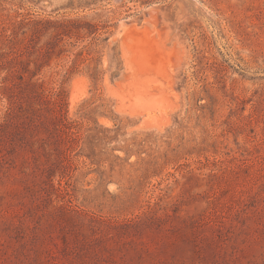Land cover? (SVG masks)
I'll list each match as a JSON object with an SVG mask.
<instances>
[{"label": "rangeland", "instance_id": "374dc122", "mask_svg": "<svg viewBox=\"0 0 264 264\" xmlns=\"http://www.w3.org/2000/svg\"><path fill=\"white\" fill-rule=\"evenodd\" d=\"M0 264H264V0H0Z\"/></svg>", "mask_w": 264, "mask_h": 264}, {"label": "bare ground", "instance_id": "6f19581e", "mask_svg": "<svg viewBox=\"0 0 264 264\" xmlns=\"http://www.w3.org/2000/svg\"><path fill=\"white\" fill-rule=\"evenodd\" d=\"M131 31V29L126 30L124 33V37L129 38L130 41L129 43L124 42L125 51L128 56L126 57L128 62V64H126L128 65L126 68L128 72L127 75L123 77V79L121 78V82L116 85L124 93L123 94L122 92L120 93L118 91V100L120 101L119 104L121 106L120 108H124V104L128 100L127 102H130V106L128 109L125 108V110H128L130 115L142 116L145 117L146 120H153L155 116L158 117L160 115V117L162 116V118L168 122L170 117L167 113V109L163 107L164 103L166 102L164 89L157 87L160 79L158 82L156 81L158 83L156 85L155 80L152 81V78L149 76V71L151 70L150 62L151 59L154 60L151 57L155 55V52L153 51V48H151V46L147 43H144V41L136 40L133 42L131 40V37L133 36ZM78 89L79 87H75L74 91L72 92V104L80 101L81 93L83 91L81 92V90ZM174 108L175 107H173V109Z\"/></svg>", "mask_w": 264, "mask_h": 264}, {"label": "trees", "instance_id": "16d2710c", "mask_svg": "<svg viewBox=\"0 0 264 264\" xmlns=\"http://www.w3.org/2000/svg\"><path fill=\"white\" fill-rule=\"evenodd\" d=\"M48 103L50 104L49 101H48ZM54 105L56 106V109L59 108L60 112H62L64 104H62L61 102H56V103H54ZM56 121L62 125V128H59L60 133H62L65 137L70 138L71 139L70 142H75L76 141L75 138H73L70 135V132H69L70 124L66 123L67 122L66 116L64 114H62L61 117L56 118Z\"/></svg>", "mask_w": 264, "mask_h": 264}]
</instances>
